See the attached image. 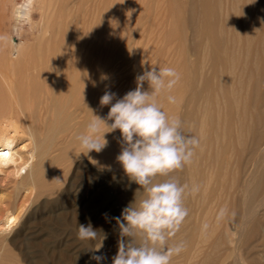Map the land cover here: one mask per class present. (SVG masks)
Here are the masks:
<instances>
[{
	"label": "bare ground",
	"instance_id": "1",
	"mask_svg": "<svg viewBox=\"0 0 264 264\" xmlns=\"http://www.w3.org/2000/svg\"><path fill=\"white\" fill-rule=\"evenodd\" d=\"M12 1L0 0V8L10 2L13 18L29 21L39 4L44 31L36 45H18L21 59L10 58L17 46L12 38L0 43V171L14 176L12 203L0 209V251L8 250L7 241L21 238L22 244L28 243L29 217L19 221L24 201L50 185L56 165L75 157V137L86 133L97 101L106 92L98 91L101 80L111 81L113 62L124 54L130 38L127 0H102L101 6L89 5L90 0H25L24 5ZM183 7L188 14L181 24L192 31L196 58L184 61L186 96L177 95L176 105L163 111L173 118L183 108L177 115L183 130L199 139L191 163L172 174L189 189L199 186V191L186 192L188 216L169 240L170 246L181 241L186 246L171 264H264V211L263 217L258 213L264 206V0H190ZM91 14L96 16L88 21ZM78 118L76 132L67 139L68 123ZM22 138L28 142L19 146ZM121 139L91 154L110 166L121 151ZM96 180L69 192L78 197L77 205L86 206V219L95 215L93 186L106 194L115 192L104 211L115 223L111 218L119 217L121 208L134 200L139 186L124 172L109 183ZM21 191L24 198L16 204ZM227 206L232 213L239 209L231 219L221 214ZM109 238L96 253L106 257L103 264H112L117 252L109 247L115 245ZM97 242L86 243V264H97L89 252ZM55 244H46L50 253ZM53 262L49 256V264Z\"/></svg>",
	"mask_w": 264,
	"mask_h": 264
},
{
	"label": "rangeland",
	"instance_id": "2",
	"mask_svg": "<svg viewBox=\"0 0 264 264\" xmlns=\"http://www.w3.org/2000/svg\"><path fill=\"white\" fill-rule=\"evenodd\" d=\"M187 1L190 0H127L126 12L128 11L127 13H129L127 21L129 22L128 26L130 27V38L124 54L121 57H116L114 60L115 62H113L114 65H112L113 67L111 66L112 73L110 72V76L108 77L109 81H111L104 84L103 82L106 78H102L101 81L103 82L98 91L113 92L116 94V99H120L128 91L136 88V77L143 74V71L146 68L150 69L152 66H158L160 68H174L180 74V80L171 92L161 93L162 95L159 94L156 97L157 103L162 107V109L164 108L165 110L166 107H169L172 104H169L167 101L168 95L174 96L175 100L177 95H183L182 97L186 96V78L183 77L185 68L184 61L186 58L190 61L196 58V53L193 50L195 39L192 35V31L189 26L187 27L186 25L183 24V26L181 24V20L184 21L188 14L183 7L184 3H187ZM12 2L15 5H24L25 0H13ZM92 2L95 3L94 5H99V3V6L102 5V0H90V2H88L89 5L90 3L93 5ZM36 5L37 6L33 10L32 19L30 21L25 17H18L17 19L13 18V6L10 2H7V5L4 6L5 8H0V43L2 42L1 44H5L10 38L14 40L17 46L12 49L10 54V58L13 60L21 59V56L17 55L18 45L26 47L34 46L43 35L44 29L42 27L43 23L41 21V13L38 9L39 4ZM173 6H175L174 13H172ZM177 7L180 12H178ZM95 16L96 14H91L88 17V21L93 20ZM180 30H182V34H180ZM197 83L200 87L201 78H198ZM143 88L145 91H150L147 82L144 83ZM163 99L165 100L163 101ZM176 102L173 106L176 105ZM113 103H115V100ZM110 107L111 105L101 106L99 99L96 104V115L101 118H106ZM182 109L183 108H180L179 111ZM179 111L175 113L174 117L179 115ZM79 120L80 119L78 118L68 123L69 126L66 131L68 132L67 139L68 137L70 138L71 133L74 134V132H76L75 127L77 126L76 124H78ZM90 121L91 119H89V122ZM108 123L110 124L111 121H108ZM105 128L106 127L101 124V132L104 131ZM106 134L105 139L112 144L121 138L119 130L110 132L109 136L108 133ZM27 142V139L22 138L19 140L18 144L21 146V144ZM83 151L84 149H82L80 145L77 146L76 149H74V153L76 155L73 159L66 161L62 164V166H55V174H53V177L49 180L50 185L48 187L46 185L40 192V195L32 194L28 199V202L27 200L24 201L23 207L21 208L22 210L19 214V221L27 216L29 217V241L26 245L21 243V238L16 239V241L14 240L13 243L8 241L5 242V245L8 243V245H6L8 250L0 251V264H49V256L53 259L54 264H86L89 257L87 254L88 250L86 243L88 244L89 241H81L77 238V228L78 223L87 225L89 221L94 229H102L103 232L107 233V240L110 237V241L115 244H112L109 247L117 249L118 229L116 228V223H112L109 221V217L106 219L104 216V211L110 207V204L114 201L113 198L116 197L115 192H113L114 194H106V192H103L98 185L93 186L95 187L93 188L94 196H96L94 197L95 200L92 203L95 207V215L92 218L86 219L84 215L86 212V206L77 205L76 203L78 197L71 196L72 192L70 193L69 191L70 189L73 191L74 188H76L75 186H78V184L82 185L81 188L87 184L89 185V183L94 185L93 183L96 179H98L96 181L101 182L103 180L107 181L110 177L107 181L109 183L112 181L115 174L123 172V169L119 166V163L116 160V155L112 157V164L109 166L107 164L100 163L97 157L91 153L84 155L81 153ZM56 153L57 151L53 152V154ZM89 157H91L92 160ZM94 159H96V162ZM113 163H115V166ZM98 166L100 169H96ZM115 167H117V169H115ZM93 173L94 175L91 176ZM96 173H99V175ZM90 177H94L95 180ZM13 178L14 176H12V174L0 171L1 210L5 208V206L11 205L12 203ZM99 178H102V180ZM83 181L86 182L85 185ZM24 195L25 193L23 191L17 195L16 204L22 202ZM81 201L86 200L85 198H82ZM116 206H118V204ZM122 206V204L121 206L119 205V207ZM226 208V210H222L223 216L225 215L223 218L226 219H231L232 216L234 217L237 210H239L237 209L236 212L233 210L234 212L232 213L228 206ZM260 208L258 213H260L259 216L263 217L262 212L264 211V206ZM122 209L123 208H121V210ZM213 209L217 211L216 207ZM213 209L212 214L216 212ZM120 215L121 213L117 216ZM213 220L214 219L212 218L211 222H214ZM221 225L222 224L217 225V227H219L216 228H221ZM15 227H17V225L14 226V228ZM213 237L214 236L212 234V237L210 236V240H212ZM50 240L56 243L54 246L55 248L53 249L54 251L51 253L47 246ZM94 242L95 241H90V243ZM9 249L11 253H9Z\"/></svg>",
	"mask_w": 264,
	"mask_h": 264
},
{
	"label": "clouds",
	"instance_id": "3",
	"mask_svg": "<svg viewBox=\"0 0 264 264\" xmlns=\"http://www.w3.org/2000/svg\"><path fill=\"white\" fill-rule=\"evenodd\" d=\"M179 80L180 74L174 68H146L136 77V88L122 98L116 99L115 93L106 91L100 105H111L107 117L93 114L86 133L75 137L84 149L81 153L88 155L101 152L108 145L105 134L119 130L121 151L116 160L129 181L139 186L134 200L122 209L121 215L111 218L118 229L112 264H171L173 256L186 246L183 241L170 246L169 240L188 216L183 203L186 192L194 194L199 186L189 189L172 174L191 163L200 142L196 136L185 133L179 118H169L156 100L159 94L171 92ZM145 82L150 91L144 90ZM167 100L176 102L172 95ZM101 124L109 131L102 133ZM137 192L141 193L139 200ZM104 216L108 219L107 213ZM77 238L98 241L89 250L90 259L103 264L106 257L96 253L104 247L107 233L94 229L89 221L87 225L78 223Z\"/></svg>",
	"mask_w": 264,
	"mask_h": 264
}]
</instances>
